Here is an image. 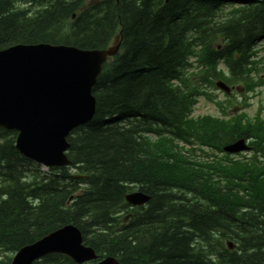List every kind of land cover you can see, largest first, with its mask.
<instances>
[{
  "label": "trees",
  "instance_id": "obj_1",
  "mask_svg": "<svg viewBox=\"0 0 264 264\" xmlns=\"http://www.w3.org/2000/svg\"><path fill=\"white\" fill-rule=\"evenodd\" d=\"M84 1L0 0V49L38 43L99 49L120 37V52L92 89L93 119L67 138V157L86 178H74L68 168L40 172L16 151L15 133L0 128V251L14 254L73 224L85 245L119 264H264V167L253 159L185 173L174 146L192 135L214 147L252 135L264 157L258 123L185 119L200 86L222 76L219 61L228 84L251 89L264 0H104L71 19ZM229 2L240 6L223 14ZM190 56L202 71L173 88L170 81L185 77ZM146 134L164 137L150 143ZM133 186L150 198L123 223V195ZM38 264L73 263L49 254Z\"/></svg>",
  "mask_w": 264,
  "mask_h": 264
},
{
  "label": "water",
  "instance_id": "obj_2",
  "mask_svg": "<svg viewBox=\"0 0 264 264\" xmlns=\"http://www.w3.org/2000/svg\"><path fill=\"white\" fill-rule=\"evenodd\" d=\"M117 48L99 52L38 44L0 51V126L18 132L19 153L46 165L66 163L65 139L94 116L92 88L105 57ZM241 149L242 141L225 148ZM50 253L66 254L78 264L96 258L81 245L79 231L64 226L20 249L12 264H30ZM97 264L117 263L108 258Z\"/></svg>",
  "mask_w": 264,
  "mask_h": 264
},
{
  "label": "bare ground",
  "instance_id": "obj_3",
  "mask_svg": "<svg viewBox=\"0 0 264 264\" xmlns=\"http://www.w3.org/2000/svg\"><path fill=\"white\" fill-rule=\"evenodd\" d=\"M102 1H104V0H102ZM93 6H94V5H93ZM93 6H92V7H93ZM109 44H114V45L120 47V37H119V32H118L116 35H114V37H113L112 40L109 42ZM76 48H78V47H76ZM78 49H80V50H92V49H82V48H78ZM103 67H104V65L101 66V68H100V72H102ZM72 133H73V132H71V133L69 134V137L71 136ZM191 139H192V137H188L187 140L185 141V143L190 142ZM14 143H15V139H14ZM223 145H224V144H220L218 147H214L213 145H211V146H213V147L215 148V150H216L218 153H220V152L222 151ZM183 156L187 157V158L190 160V163H186L187 165H182V166L184 167L185 173H188V172L190 171V170L187 169L188 167H189V168H193V169H195V170H198V169H200V168L203 167V165H202L200 159L197 158L196 156H193V155H186V154H184ZM185 167H186V168H185ZM74 170H75V169H74ZM75 171H76V170H75ZM76 172H77V171H76ZM78 174H79V173H78ZM84 185H85V184H83V185H81L80 187H78V191L82 190V188L84 187ZM134 189H137V190H134ZM133 190H134V191H133ZM78 191H77V192H78ZM76 197H77V193L75 192V193H73V194L67 199V201H66L65 204H69L71 201L75 200ZM141 198H142V200H141V204H140V203H139V199H141ZM149 198H150L149 195L146 194L144 191L140 190V187H138V186H133L132 188L128 189V190L124 193V195H123V202H124V204H125L127 207L123 210L122 213H120V215H122V218H124L125 216H127V215H129V214L131 215V214H132L131 212H132L133 210H136V211H137V210H139V208H141V209L145 208V209H146L147 201L149 200ZM143 204H144V205H143ZM128 221H129V219H128ZM128 221H127V222H128ZM47 236H48V234L44 235L43 238H44V237H47ZM23 247H25V245L22 246V248H23ZM0 255H4V256H6V257H5V260H7V261H8V264H9V255L6 254V253H3V252H1V251H0ZM0 261H4V260H1V259H0ZM32 264H34V263H32Z\"/></svg>",
  "mask_w": 264,
  "mask_h": 264
},
{
  "label": "rangeland",
  "instance_id": "obj_4",
  "mask_svg": "<svg viewBox=\"0 0 264 264\" xmlns=\"http://www.w3.org/2000/svg\"><path fill=\"white\" fill-rule=\"evenodd\" d=\"M257 50H258V58L261 60V64L258 66L261 69L258 72V76H260L264 80V40H262L257 45ZM237 93H238V91H236V88H235V90L232 92V95H235L237 101H241L244 97H243V95H240ZM218 97H219V99L223 98L221 95H218ZM248 103L250 104V107L247 108L246 111L249 115L253 114L255 112L254 109L256 107H258L259 104L262 105V107H263L262 112L264 114V86L261 87L260 89H258L257 91H255L253 94H248ZM202 105H203V108H200L197 113H199L200 115L210 114V113L217 115V110L213 104L206 103L205 101H202ZM238 107H236V108H238ZM182 160H183L182 165H187L186 163H190V160L185 156L183 157ZM189 169H191V168H189ZM134 190H137V189H134ZM5 257L6 256H4V255H0L1 260H5Z\"/></svg>",
  "mask_w": 264,
  "mask_h": 264
}]
</instances>
